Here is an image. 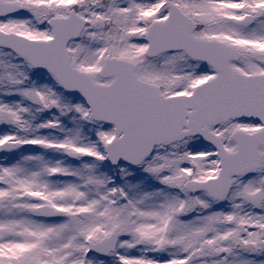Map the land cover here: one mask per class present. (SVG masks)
Instances as JSON below:
<instances>
[{"label":"snow or ice","instance_id":"obj_1","mask_svg":"<svg viewBox=\"0 0 264 264\" xmlns=\"http://www.w3.org/2000/svg\"><path fill=\"white\" fill-rule=\"evenodd\" d=\"M0 264H264V0H0Z\"/></svg>","mask_w":264,"mask_h":264}]
</instances>
